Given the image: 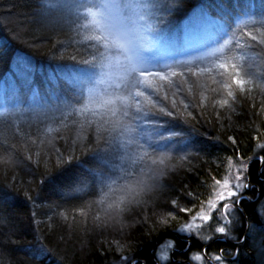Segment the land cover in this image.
Listing matches in <instances>:
<instances>
[{
	"label": "trees",
	"instance_id": "trees-1",
	"mask_svg": "<svg viewBox=\"0 0 264 264\" xmlns=\"http://www.w3.org/2000/svg\"><path fill=\"white\" fill-rule=\"evenodd\" d=\"M150 3L149 20L164 41L180 36L197 11L219 21L212 35L218 45L232 40L223 49L228 54L246 33L264 27V0ZM59 6L56 0H0V93L13 78L20 94L25 92L14 71L23 58L33 63L32 91H40L43 105L34 113L36 104L28 97L18 106L0 104V264H118L125 255L135 264H158L155 251L164 240L179 250L168 264H187L193 250L205 248L208 254L211 249L224 253L225 259L235 252L233 264H258L247 223L256 229L264 224L248 199L239 210L234 240L228 235L210 245L195 239L186 245L178 229L207 202L230 160L248 161L247 182L264 192V149L259 147L264 144V80L246 91L234 85L225 92L215 84L193 87L174 115L148 114L160 134L150 147L170 150L173 167L162 171L155 185H143L150 191L129 205L120 225L113 220L116 225L108 227L98 219L107 204L105 192L113 181L122 184L138 173L122 175L115 160L126 126L141 117L116 111L109 121L100 113L71 109L84 99V89L67 76L100 59L96 51L92 55L93 43L84 39L83 29L66 33L54 21L65 20ZM74 17H66L67 24L78 25ZM80 124L89 132L84 143L71 134ZM48 131L62 132L54 146L47 142Z\"/></svg>",
	"mask_w": 264,
	"mask_h": 264
},
{
	"label": "rangeland",
	"instance_id": "rangeland-1",
	"mask_svg": "<svg viewBox=\"0 0 264 264\" xmlns=\"http://www.w3.org/2000/svg\"><path fill=\"white\" fill-rule=\"evenodd\" d=\"M56 1L62 13L65 14V20L66 17L71 18L73 15L79 23L72 26L64 19L54 21H58V26L66 33L76 27L83 29L84 39L91 40L93 43L92 55L96 51V58L100 59L99 64L76 70L72 77L67 76L84 89V99L71 109L79 110L82 114H87L88 111L94 114L100 113L109 121L116 111L128 113L133 119L141 117L138 123L133 120V127L126 126L127 134L122 135L120 142L121 153L115 160V166L122 175L138 172L131 181H128L136 183L119 184L113 181L111 187L105 192V203L112 202L113 192L122 188L126 183L129 191L143 189V185L150 182L155 185L163 177L162 171L173 167L170 155H168L170 150L168 152L158 149L155 151L150 147L152 143L154 145L156 141H159L156 137L160 134L157 131V125L148 121V114L162 111V113L174 115L172 112L181 110L182 95L187 94L188 90L193 87L215 84L225 92L232 85L239 86L236 81L240 79L244 83L239 88L246 91L256 88L255 86L264 80V77H261L264 70V27L246 33L241 42L233 45V52L228 54L223 49L230 45L229 42L232 40L228 39L223 44H216L212 33L219 21L206 13L195 12L191 19L183 24L180 36L167 37L164 41L156 34L157 30L153 28L149 20L152 14L150 0H93V5L97 7L101 2L108 5L104 9V19L97 17L102 26L106 24L108 29L106 33L107 50L101 59L100 54L104 49L97 42L100 36L90 26L93 23L89 9L93 8V5H89L88 0ZM117 39L123 46L113 43ZM89 63L90 61L87 62ZM14 71L25 84V92L20 94V87L13 78L10 87L4 88L0 93V104L4 106L9 102L11 106H18L19 99L28 97L30 104H36L35 108H32L35 111L33 112L41 113L43 105H41L40 91L38 89L32 91V78L35 76L33 63L23 58L18 59ZM49 119L50 122L53 121L51 116ZM134 125L138 129H134ZM84 126L80 124L71 133L74 139L82 143L86 142L89 134L87 124ZM60 131L57 133L48 131L46 139L49 145L54 146L59 142L58 137L62 133ZM167 138L174 137L168 136ZM247 169L248 161L230 160L228 162V170L224 178L231 177V194L225 193V199L218 201V207L213 210L215 212L210 223L205 224L197 219L195 223L201 225L200 229H193L191 232L181 231L185 224L193 223L195 214L208 210V202L215 199L216 191H218L215 185L207 202L201 204L196 213L190 214L189 218L179 224L178 230L186 245L191 242V239L203 245H210L213 240H228V235L234 240L237 237L234 228L239 226V210L242 209L241 205L247 199L256 204L258 217L264 224V192L259 190L258 193L256 186L247 182ZM239 184L243 187L236 186ZM248 190L250 193L246 195L245 192ZM226 219L231 221L227 224V234L216 233L215 228L224 225ZM105 224L112 228L116 225L111 222ZM117 224L120 225V223ZM247 228H249L248 238L251 249L256 252L255 259L258 264H264V229H256L251 226L250 222L247 223ZM165 241L168 240L159 243L155 251L158 264L169 263L176 249L174 242L169 240L172 243L166 253L168 261H160L159 246ZM240 243L234 242L239 245ZM206 250L207 248L201 252L193 250L187 259L189 260L187 264H217L214 259L217 255L222 257L223 264H233L235 252H230L225 259L224 253H214L211 249V253L208 254ZM196 256H200L201 260H195ZM125 263L135 264L127 255L122 262H118V264Z\"/></svg>",
	"mask_w": 264,
	"mask_h": 264
},
{
	"label": "clouds",
	"instance_id": "clouds-1",
	"mask_svg": "<svg viewBox=\"0 0 264 264\" xmlns=\"http://www.w3.org/2000/svg\"><path fill=\"white\" fill-rule=\"evenodd\" d=\"M89 5H93V0H88ZM87 7V6H86ZM108 5L101 2L99 6L93 5V8L89 9V15L93 11L97 14L101 20L104 19V9L107 8ZM91 16V15H90ZM93 30L97 31L100 38L97 41L98 44L104 49L101 52V59H103L105 52L107 50V25L104 24L102 27H97L95 24L90 25ZM128 183H136V182H128ZM150 191V188L145 186L139 193L136 191H129L128 184L126 183L122 188L113 192L111 197V201L105 205L103 211L99 214L98 219L104 223H110L115 220L119 223L123 219V214L128 211L129 205H134L140 202V199L143 195H146Z\"/></svg>",
	"mask_w": 264,
	"mask_h": 264
},
{
	"label": "snow or ice",
	"instance_id": "snow-or-ice-1",
	"mask_svg": "<svg viewBox=\"0 0 264 264\" xmlns=\"http://www.w3.org/2000/svg\"><path fill=\"white\" fill-rule=\"evenodd\" d=\"M92 16V23L95 24L97 27H102L101 22L97 19V14L95 12L90 13ZM113 43L120 44L119 39L114 40ZM120 46H123V44H120ZM237 85L243 86V81L240 79H237L236 81ZM260 148L264 149V144L259 145ZM232 167V165H230ZM230 178H224L222 181H216V186L218 187V191H216L215 199L210 200L208 202V210L207 211H200L199 213L195 214L193 216V223H187L184 225L183 228H181V231H189L191 232L193 229H200L201 225L196 224L195 221L199 219L200 221L204 222L205 224L210 223V221L213 218V210H216L218 207V201H223L225 199V193L231 194V186H230ZM239 179V177H237ZM237 187H243L242 184L236 185ZM230 220H225L224 225H219L215 228V232L219 234H227V224H229ZM161 223H167L166 219H161ZM171 241H165L164 243L160 244V261H168L167 256V250L171 247ZM195 260H201L200 256L194 257ZM217 264H223L222 257L220 255H217L214 257Z\"/></svg>",
	"mask_w": 264,
	"mask_h": 264
},
{
	"label": "flooded vegetation",
	"instance_id": "flooded-vegetation-1",
	"mask_svg": "<svg viewBox=\"0 0 264 264\" xmlns=\"http://www.w3.org/2000/svg\"><path fill=\"white\" fill-rule=\"evenodd\" d=\"M190 246H191V245H190ZM176 252H179V250L175 249V250L173 251V253H172V259H174V260H177L176 258H174V254H175Z\"/></svg>",
	"mask_w": 264,
	"mask_h": 264
}]
</instances>
